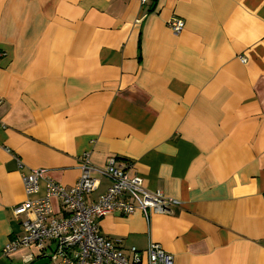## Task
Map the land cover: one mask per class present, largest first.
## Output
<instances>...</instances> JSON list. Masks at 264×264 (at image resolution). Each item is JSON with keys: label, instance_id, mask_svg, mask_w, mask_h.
<instances>
[{"label": "crops", "instance_id": "0c3cea01", "mask_svg": "<svg viewBox=\"0 0 264 264\" xmlns=\"http://www.w3.org/2000/svg\"><path fill=\"white\" fill-rule=\"evenodd\" d=\"M0 54V264L38 256L1 253L23 234L20 173L71 188L85 154L91 201L113 158L178 203L148 220L100 219L121 249L264 264V0H0Z\"/></svg>", "mask_w": 264, "mask_h": 264}, {"label": "built area", "instance_id": "2783aa9c", "mask_svg": "<svg viewBox=\"0 0 264 264\" xmlns=\"http://www.w3.org/2000/svg\"><path fill=\"white\" fill-rule=\"evenodd\" d=\"M140 1L142 5L146 2ZM166 26L174 35L184 28L183 22L176 18ZM18 169L23 170L19 162ZM95 171L85 154L79 161V177L71 188L56 184L43 169L20 173L27 200L16 206L13 214L24 216L23 234L5 245L2 255L8 257L20 249L34 248L38 252L36 260L27 256L23 264L43 259H48V264H173L172 256L158 244L149 243L144 254L136 248L121 249L118 242L100 235L98 221L112 214L129 217L138 212L148 220L151 214H169L170 208L178 203L160 192L147 190L139 177H128L113 158H108L100 171L111 185L97 200L91 201L89 197L98 187L92 176ZM41 184L44 194L36 198ZM53 201L60 204L62 216L55 213Z\"/></svg>", "mask_w": 264, "mask_h": 264}, {"label": "water", "instance_id": "95a60500", "mask_svg": "<svg viewBox=\"0 0 264 264\" xmlns=\"http://www.w3.org/2000/svg\"><path fill=\"white\" fill-rule=\"evenodd\" d=\"M33 264H48V259L37 260Z\"/></svg>", "mask_w": 264, "mask_h": 264}, {"label": "trees", "instance_id": "16d2710c", "mask_svg": "<svg viewBox=\"0 0 264 264\" xmlns=\"http://www.w3.org/2000/svg\"><path fill=\"white\" fill-rule=\"evenodd\" d=\"M155 1V0H154Z\"/></svg>", "mask_w": 264, "mask_h": 264}]
</instances>
